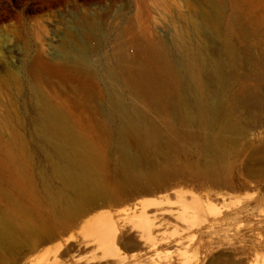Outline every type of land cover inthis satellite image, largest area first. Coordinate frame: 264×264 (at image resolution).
Wrapping results in <instances>:
<instances>
[{
  "label": "rangeland",
  "instance_id": "374dc122",
  "mask_svg": "<svg viewBox=\"0 0 264 264\" xmlns=\"http://www.w3.org/2000/svg\"><path fill=\"white\" fill-rule=\"evenodd\" d=\"M261 23L263 0H0V264H35L43 251L54 258L67 248L83 255L71 247L91 236L86 224L137 200L150 213L165 210L160 234L170 241L158 245L159 256L168 254L175 264L198 255L204 264H264V83L256 79ZM225 40L236 52L226 67V93L233 97L227 99L245 128L225 142V169L205 170L198 133L177 136L178 145L161 133L156 152L141 135L128 141L145 161L142 175L123 180L111 97L119 95L133 110L144 102H133L136 89L122 55L148 45L164 49L174 64L183 51L210 68ZM47 112L56 114V125ZM67 166L80 179L95 168L102 189L80 195ZM192 194L209 204L204 212L211 226L196 222L186 230L168 215ZM129 234L118 244L121 252L152 264L147 254L157 252H140Z\"/></svg>",
  "mask_w": 264,
  "mask_h": 264
},
{
  "label": "bare ground",
  "instance_id": "6f19581e",
  "mask_svg": "<svg viewBox=\"0 0 264 264\" xmlns=\"http://www.w3.org/2000/svg\"><path fill=\"white\" fill-rule=\"evenodd\" d=\"M201 24L208 27L210 20L204 17ZM260 27L261 34H263L264 24L261 23ZM217 44L222 54L214 62L212 61L210 68L203 66V58L196 57L192 59L183 51H181L183 56L179 64H174L170 55L164 49L149 47L148 45H141L132 57L122 55L125 60L123 69L130 74L134 82L133 90L136 89L133 94V102H144L133 110L127 106L119 95L114 94L111 97V113L120 122L119 132L121 139L118 141V148L122 152L123 160L119 172L123 180L136 181L142 175L143 164L140 163H145V161L140 154L131 151L128 141L141 135L145 138L147 146L156 152L157 140L161 133H167L168 142L172 145L181 143L179 139L176 141L177 136L181 134L194 135L198 133L197 146L204 155L205 170L214 173L225 169V142L244 134L245 128L238 126L236 123L237 119L233 117L235 104L233 103V105L228 101L227 98L232 100L233 97L231 94L226 93L227 85L225 86L228 80L226 67L230 68L233 65L236 52L226 40ZM182 48L183 46L180 45V49ZM259 53L260 56L256 63V79L258 83L263 84L264 49L262 48ZM115 78L113 76L111 80H115ZM166 79L168 82L170 80V82L168 83ZM244 93L246 92H242L243 95H245ZM238 101H240L239 98ZM134 114L146 121L144 127L137 124ZM45 117L52 126L57 124V116L54 112H47ZM50 142L59 148L58 142L51 140ZM94 171H96L95 168L90 169L82 179H80L81 175L77 176L68 166L66 173L74 184L76 191L80 195L85 196L90 194L91 191L99 192L102 189V184L95 176ZM192 195L189 200L182 197L180 201L181 208L177 212L172 213L167 210L171 212L169 214L166 211L168 215H174L175 219L178 218V220L183 221L185 229L187 227L190 228L192 224L197 225L196 222L199 224H202L203 221V223L209 222V218L205 217L206 213L204 212L205 208L210 209L209 204L202 203L199 199L201 197L197 198L198 195ZM163 212L165 210L150 213L142 200L133 201L128 207L123 208L114 216L101 215L86 224V232L91 236L88 237V235V238H84V240L80 239V241L82 240L80 246L71 247L72 250L81 251L84 253L83 255H79L78 252V254H69L70 251L67 248L63 253H60V256L55 253L54 258H49L47 257L48 253L43 251L35 259V264H139L142 260L145 262L146 259L142 258L140 260V256L136 254L129 258L123 251L121 252L118 244L123 236L127 237L128 234L124 235L127 231L128 233L130 232V237L136 241V246H139L140 250H144L140 252L146 254L155 251L158 255L159 252L156 251L158 245L162 242L170 241V238L168 240H166L167 238L165 239L167 236L164 235L163 237L164 232L160 234L161 221L165 218ZM207 226H211V223H207ZM213 226L215 225L213 224ZM192 227L195 226L192 225ZM168 230H171V227ZM171 235L173 234L171 233ZM178 242L180 243V240ZM200 247L198 243L196 248ZM164 254H161L163 257L159 255L153 257L154 255L152 256L149 253L146 258L152 264H175V260H171L172 256L170 257L168 254L164 256ZM198 256L193 262H191V257H181L182 261L180 264H204L202 256Z\"/></svg>",
  "mask_w": 264,
  "mask_h": 264
}]
</instances>
